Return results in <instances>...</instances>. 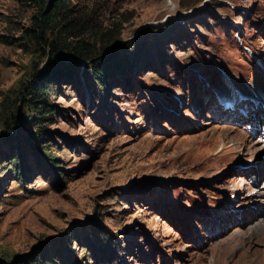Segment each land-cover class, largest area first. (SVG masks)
I'll return each instance as SVG.
<instances>
[{"label": "rangeland", "instance_id": "obj_1", "mask_svg": "<svg viewBox=\"0 0 264 264\" xmlns=\"http://www.w3.org/2000/svg\"><path fill=\"white\" fill-rule=\"evenodd\" d=\"M65 3L120 41L104 87L83 60L52 85L42 153L20 99L51 61L23 38L39 6L0 0V260L264 264V0Z\"/></svg>", "mask_w": 264, "mask_h": 264}, {"label": "trees", "instance_id": "obj_2", "mask_svg": "<svg viewBox=\"0 0 264 264\" xmlns=\"http://www.w3.org/2000/svg\"><path fill=\"white\" fill-rule=\"evenodd\" d=\"M37 4L39 6V14L35 17L33 23L37 29H26L23 38L27 42L36 43L43 55L49 57L51 61L42 74L38 75L36 72L32 74V78L34 79L29 87L27 86L28 89L25 87V94L20 92V99L25 102L24 104L28 110L33 111L31 122L35 124L37 132L31 133L30 138H32L36 149L44 153V150H49L47 144L40 146V140L43 138V135H47L48 130L44 122L53 123V115L56 113V109L49 100L52 85L59 80L69 81L71 70L75 67L71 61L83 60L95 63L89 73L100 86L104 87L106 85V71L96 65L101 59L105 62L112 59V50L117 47L120 36L110 29L106 33L96 32L97 34L94 38L87 39L85 31H81L77 27L80 25L78 20L71 18L70 9L65 0H37ZM59 19L62 21L61 26L58 25ZM53 27H59L57 33L53 35L54 37L51 36L53 34ZM3 42L7 44L13 43L8 38H5ZM109 50L111 53L107 54ZM113 65H116V63H113ZM85 73H87V70ZM28 94L29 97L26 96ZM17 113L19 116L13 115V125L24 118L22 117L23 112L17 111ZM5 129L8 136L13 135L14 130L12 125H6ZM17 145V143H14L15 155L12 162L17 167L16 169L19 174H21L19 176H22L20 171L23 168L19 166ZM61 174L65 175L66 173L61 172ZM18 260L21 261L18 264H33L30 262L31 257H21ZM0 264H12V262L6 263L0 260Z\"/></svg>", "mask_w": 264, "mask_h": 264}, {"label": "bare ground", "instance_id": "obj_3", "mask_svg": "<svg viewBox=\"0 0 264 264\" xmlns=\"http://www.w3.org/2000/svg\"><path fill=\"white\" fill-rule=\"evenodd\" d=\"M264 214V213H263ZM263 220H264V217H263ZM262 220V221H263ZM261 228H264V222L262 223V227ZM260 229V228H259ZM260 235V234H259ZM264 238V237H263ZM249 243V242H248ZM255 260V259H254ZM218 262V261H217Z\"/></svg>", "mask_w": 264, "mask_h": 264}]
</instances>
